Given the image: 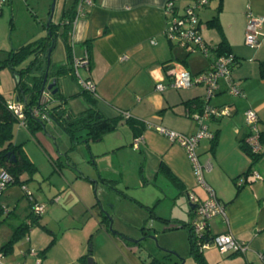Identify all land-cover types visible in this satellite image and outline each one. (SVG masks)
Listing matches in <instances>:
<instances>
[{
    "label": "crops",
    "instance_id": "crops-1",
    "mask_svg": "<svg viewBox=\"0 0 264 264\" xmlns=\"http://www.w3.org/2000/svg\"><path fill=\"white\" fill-rule=\"evenodd\" d=\"M166 1L93 0L85 7V14L76 20L72 56L82 58L85 50L89 52V66L77 68L81 76L95 83V94L89 103L108 117L127 111L130 119L122 115L114 128L98 139L85 141V130L76 134L77 143L85 144V154L89 156V162H85L96 167V171L91 165L83 168L84 176L66 163L79 167V162L72 160L67 150V147L76 149V145L67 142L54 145L43 136L42 128L30 133L25 126L28 137L14 142L22 144L24 153L36 166V174L30 179L38 182V190L37 193L29 191L25 181L30 176L23 172L19 179L22 185L25 183L32 200L25 195L26 191L20 196L21 183L16 187L11 185L16 182L10 183L4 193L1 191L0 203L8 212L0 225L6 232L5 239L10 238L19 224L30 223L32 201L42 204L44 211L13 244L11 252L4 255L3 263L89 264L90 256L91 264H144L137 245L127 243L102 223V208L109 213L104 208L109 200L103 198V191L110 183L105 180H111L121 200L131 202L140 210L143 223L145 207H152L156 214L155 209L158 211L166 200L170 202V211L162 214L166 216L156 214L169 220L164 223H171L170 218L177 217V211L181 210L187 217L185 223H190L194 207L187 193L193 191L205 198L207 192L197 183L184 148L158 133L155 126L194 132L197 124L189 116L186 101L204 99L205 86L167 87L158 91L155 85L169 80L168 69L173 62L195 74L207 70L215 56L213 50L207 56L197 51L187 53L167 39L164 34ZM172 1L181 10L193 0ZM214 1L212 7L198 13L200 33L210 46H216L222 39L227 41L231 53L238 58L231 75L243 95L230 94L226 82L219 80L218 90L207 102L229 103L235 110L228 117L206 121L215 138L200 139L197 154L201 162L210 160L211 167L204 171L203 177L225 207V218L215 215L209 219V235L231 232L247 249L244 253H221L215 245H210L202 253L208 264H264L258 257L259 252H264V180H245L249 168L264 176L261 168L264 164L259 163L264 154L257 164L251 165L250 157L240 147L247 134L245 109L252 108L258 115L259 128H264V76L260 73V62L264 61V25L257 32V46L250 47L244 41L247 7L252 13L264 16V0H222L220 11L216 10L218 0H209L207 4ZM12 2L9 0L8 4L11 6ZM214 15H217V24L208 25L207 21ZM45 104L47 109L53 107L49 101ZM65 109L70 116L83 110L68 106ZM49 133L56 135L55 141L57 136L64 138L55 131ZM126 161L138 163L136 186L138 191L143 190L140 196L128 194L131 184L122 177ZM121 182L124 186L120 188ZM149 184H154L155 189L148 190ZM96 193L102 208L95 200ZM110 201L111 209H115L116 204ZM116 229L125 233L121 228Z\"/></svg>",
    "mask_w": 264,
    "mask_h": 264
},
{
    "label": "built area",
    "instance_id": "built-area-1",
    "mask_svg": "<svg viewBox=\"0 0 264 264\" xmlns=\"http://www.w3.org/2000/svg\"><path fill=\"white\" fill-rule=\"evenodd\" d=\"M209 0H193L191 3L185 5L182 10L174 8V2L167 0L165 3V17L166 26L164 34L167 39L184 49L188 53L200 51L203 55L207 56L212 49L203 39L200 33V21L198 17L197 9L205 6ZM8 0H0V5L7 3ZM93 0H78L76 5L75 17L72 21L74 27L76 20L85 14V7L91 5ZM247 22L245 25V44L250 47H255L258 44L257 32L264 25V16L256 15L252 13L250 7L246 10ZM73 28L70 33L72 39ZM73 42V41H72ZM124 58V57H123ZM237 63V58L234 54H222L214 57L211 65L207 70L199 73L192 74L184 66L176 63H171L168 69L169 80L167 82L159 81L155 85V89L162 91L167 87H173L176 89H187L196 84H202L205 86L204 104L201 111L189 112V116L196 122L197 127L192 133H184L173 129L166 128L164 126L156 125L155 129L161 135L167 137L170 141L176 142L181 145L193 168L196 181L199 185L205 188L207 195L205 198H201L195 192L191 191L187 193L189 202L194 207V214L190 221V227L192 232L197 237L200 250L215 245L221 253H244L247 246L241 241L237 240L231 232H224L215 234L213 236L208 235V240L201 241L203 235L208 232L209 219L215 215H221L225 218L224 204L215 196L213 190L204 180L203 173L205 170H209L211 167L210 160L201 162L197 154V146L202 138L212 139L214 137L206 124V121L210 118L221 119L230 116L235 107L232 104L211 105L207 101L219 88V80L223 79L227 85V91L232 95H243V91L238 84L232 78L233 67ZM74 74L78 85L89 92L95 94V83L90 79L83 77L79 74L77 68L89 66V53L88 50L84 51L82 58L73 57ZM49 90L42 92V100L47 99ZM8 108L17 117L19 124L25 126V114L24 104L22 101L16 98V101L8 102ZM32 114L44 121H50L51 118L46 111L40 108H32ZM124 117H128L127 111H122ZM244 120L247 128V134L245 142L249 149L254 153H259L264 150L260 140V128L258 126V115L252 108L244 110ZM134 147L137 144L134 143ZM264 180V176L256 171L246 174L245 180ZM12 181V176L8 170L1 168L0 170V193L1 191ZM238 184L241 181H237ZM27 197L32 200L30 192L25 188ZM31 211L36 214H41L44 211L42 204L34 203L32 201ZM4 257V254L0 252V263ZM258 257L264 261V252H259ZM39 263V261H37Z\"/></svg>",
    "mask_w": 264,
    "mask_h": 264
},
{
    "label": "trees",
    "instance_id": "trees-1",
    "mask_svg": "<svg viewBox=\"0 0 264 264\" xmlns=\"http://www.w3.org/2000/svg\"><path fill=\"white\" fill-rule=\"evenodd\" d=\"M77 2L78 0H73L69 7L62 9L58 22H53L52 20L48 27H46L44 23V28L47 32L45 36L33 41H29L27 43H23L16 47H11L4 52L0 51V54L2 55L0 58V67L7 66L11 70V73L15 79V87L17 90L16 98L22 101L24 104L26 128L30 131V133H34L35 130L42 128V124L39 121V118L34 117L32 114V108H40L41 110L46 111L51 120L58 124L64 130V132L69 135L75 145L78 141V136L76 135L78 132L82 130L86 131L85 141H87L88 139H98L104 132L112 130L116 122L123 115L122 113L113 117L104 115L102 111L98 110L94 105L89 103L90 99L93 97V93L82 89L79 85L78 86L80 87V92L77 93V95H81L83 97V100L85 102H88V106L85 109L81 110L77 115L70 116L65 113V108H67L68 101L67 98L63 96L59 97V87L58 90L54 94H52V98L57 100V103L54 104L53 107L47 109L45 108L46 102H42L43 95L41 87L43 83V76L47 68L46 52L48 47L51 45L52 39L54 40L52 50L54 49L57 38L61 37L63 39L66 48V60L64 63L57 66L53 65L50 60V64L48 67V78L50 79L55 77L56 80H58L60 76L70 74L76 80L74 67L71 65V63L73 62L72 48L67 43V39L68 37H70V33L73 28L72 21L75 17ZM221 6L222 0H218L216 10L220 11ZM174 8H178L175 3ZM217 22V15H214L207 21V24L214 25L217 24ZM48 30H50V32H48ZM211 47L213 49L214 56L231 53L228 43L225 39H222L216 46ZM260 73L262 76H264V61L260 62ZM203 104V98H190L186 101L189 112L201 111L203 108ZM127 119L130 118L128 117ZM16 121H18L17 117L8 108L7 101L3 94L0 92V166L8 170L11 174V183H23V181L19 179V175L23 172H26L30 176L29 178H32V176L36 173L37 168L24 153L22 144H16L14 142L13 125ZM42 121L44 124L45 121ZM259 133L262 146H264V128H260ZM245 137L246 135L242 138L240 147L250 157L251 165H255L261 158L262 154H264V150L259 153L252 152L245 142ZM214 138L215 135L212 140H214ZM54 165L58 166L56 162H54ZM253 171L255 170L249 168L246 174ZM170 177L173 179L171 175ZM105 181L107 183H110L109 185L112 184L111 180ZM145 208L152 214V216L154 215L159 220H162L163 222L169 221L168 219H164L154 214L152 207L146 206ZM30 214V223H21L13 229L10 238L0 246L1 253H3L4 255L10 253L13 248V244L25 234L32 221H37L38 217L40 216V214L33 213L32 211ZM109 215V213L105 214L103 212L102 223H104L107 230L111 231L109 229ZM7 216L8 212L0 203V225L6 220ZM182 226H186L188 230L187 237L189 243V257L195 262V264H208L205 260L202 250H200L198 239L192 232L190 223H183ZM148 233V230L143 227V236L147 237ZM208 235L209 233L206 232L203 235L201 241L208 240ZM126 242L129 244L137 245V252L144 264H184L185 262L182 256L173 254L169 251L164 252L162 259L152 255L150 252H147L146 255L142 256L141 249H144V247L142 246L141 239L138 242Z\"/></svg>",
    "mask_w": 264,
    "mask_h": 264
},
{
    "label": "rangeland",
    "instance_id": "rangeland-1",
    "mask_svg": "<svg viewBox=\"0 0 264 264\" xmlns=\"http://www.w3.org/2000/svg\"><path fill=\"white\" fill-rule=\"evenodd\" d=\"M72 1L73 0H56L52 18L53 22H58L62 8L67 6L69 7ZM214 3L215 1L198 8L197 12L200 13V11H204L206 8L208 9V7H212ZM50 4L51 0H13L11 6L8 4V2L0 5V34H3V37L0 39V49L5 48L4 50H7L11 47H16L20 44L27 43L29 41H33L45 36L47 32L44 28V23H46L49 15L48 11L50 8ZM182 9L183 7L181 8V10ZM203 21H205L204 18ZM67 43L72 48L73 43L71 37H68ZM65 49L66 48L63 39L61 37H58L54 49L50 54V60L53 65L57 66L59 65V63L61 64L62 62H65ZM197 52L200 53V55L202 54L200 51ZM81 72L83 71L81 70ZM57 87H59V97L63 96L67 98L68 108L81 110L85 107L86 102L83 100L81 95H77V93L80 92V87L78 86L73 76H71L70 74L60 76L57 81ZM0 89L6 101H16L17 90L15 87V79L11 73V70L7 66L0 67ZM49 94L50 95H47V99L44 102L47 103L49 101L50 105H54L55 103H57V100L52 98L53 95L51 94V92ZM43 96L45 97L44 94ZM44 124L45 128L41 129V132L43 133V136L51 141L54 145L60 142H65V144L70 143L73 146L75 145L69 135L65 133L64 130L53 120L45 121ZM45 129H47L48 132ZM52 131H55L59 136L63 135L64 138L59 139L57 136L55 141L54 137H56V135H54L53 133H49ZM13 132L14 139H17L19 141H24L29 135L25 126L19 124L18 121H16L13 125ZM25 143L27 142L25 141L24 144ZM85 149V144L82 141L76 144V149L67 147L68 154H70L69 156L72 158V160H77L79 162L77 163L79 167H76V173L81 176H84L82 171L83 168L88 165H91V167L96 171V167L93 163H86L89 160V156L85 154ZM259 163L264 164V157H262ZM261 168L264 169V165H262ZM122 171V177L126 181H128L129 184H131V188L128 194H132L134 197L140 196L139 192L143 190H141L142 188H140V190L138 191L139 188L137 189L136 186L137 181H139L138 163L127 162L125 163V167L122 166ZM160 179L159 182H161ZM25 182L29 191L37 193L38 182L33 181L30 178L26 179ZM17 184L19 186L18 182L11 185L16 187ZM157 184L159 185V183ZM24 185L25 183L23 185L21 183L22 188L18 187L20 196H22V191L25 192ZM121 186H124L122 182L120 183V188ZM109 187L107 186V188H105V192L103 191V198L109 200L107 201V205L104 204V208L110 213V217L112 219V228L114 230L122 233L121 231L116 229L121 228L123 232H125L122 233L123 235L134 239L140 238L142 246L144 247V249H141V253L143 255H146L147 252H150L152 255L162 259L164 252L172 251L176 252L178 255L184 258V264H195V262L189 257L188 254V230L186 226H182V224L185 223L187 217L185 216V214H182L183 210L177 211V217H172L174 219L169 217L171 220V223L169 224L164 223L154 215L152 216L149 211L146 210V212L144 210L146 219L143 223V215L140 210H138V208L131 202L121 200V197L117 195V192H115V187L113 184L109 185ZM148 187V190L155 189L154 184H149ZM2 192L4 193V189ZM97 193L96 195H94L95 200H98ZM3 195L1 196V198H3ZM110 200H113V203L116 204L115 209H111ZM168 203L170 202H168L167 200L163 201L162 204L158 207V211L157 209H155L156 214H167L170 211V205H168ZM143 227H145L149 232L147 237H144L142 234ZM5 238L6 232L0 228V246L7 240ZM5 263L6 262L3 263V261H1L0 264Z\"/></svg>",
    "mask_w": 264,
    "mask_h": 264
},
{
    "label": "water",
    "instance_id": "water-1",
    "mask_svg": "<svg viewBox=\"0 0 264 264\" xmlns=\"http://www.w3.org/2000/svg\"><path fill=\"white\" fill-rule=\"evenodd\" d=\"M55 4H56V0H51L50 9H49V15H48L47 21L45 23L46 27H48L49 24L52 21L54 9H55ZM48 32H50V30H48ZM53 45H54V40L52 39L51 40V45L48 47L47 52H46V55H47V57H46V67L47 68H46V71H45L44 76H43V83H42V87H41V91L42 92L44 90H49L51 92V94H54L58 90V87L56 86V83H57L56 78L55 77L51 78L50 82H49L50 79L48 78V67H49V64H50V54H51V50H52ZM39 121L42 124V129H44L43 121L41 119H39ZM66 163H67V165H69L71 168H73L76 171V166L74 165V163H71L69 161H67ZM92 180L95 182L94 179H92ZM96 201L98 202L99 206H101V208H102L101 203L98 200H96ZM102 211L105 214H108V212L105 211L103 208H102ZM109 219H110V221H109V229L112 232H114L116 235H118L119 237H121L122 239H124L126 241L138 242L140 240V238H136V239L130 238V237H127V236L123 235L120 232L115 231L112 228V219H111L110 215H109ZM171 253L177 254L176 252H172V251H171ZM87 260H88L89 264H91V260L92 259H91L90 256L87 258Z\"/></svg>",
    "mask_w": 264,
    "mask_h": 264
}]
</instances>
